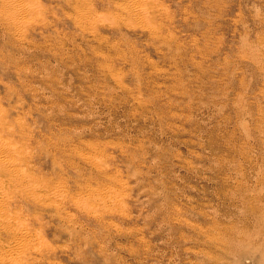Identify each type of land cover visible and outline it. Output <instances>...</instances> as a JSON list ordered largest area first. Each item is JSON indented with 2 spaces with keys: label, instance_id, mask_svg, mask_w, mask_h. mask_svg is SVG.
<instances>
[{
  "label": "rangeland",
  "instance_id": "1",
  "mask_svg": "<svg viewBox=\"0 0 264 264\" xmlns=\"http://www.w3.org/2000/svg\"><path fill=\"white\" fill-rule=\"evenodd\" d=\"M0 143V264H264V0H0Z\"/></svg>",
  "mask_w": 264,
  "mask_h": 264
},
{
  "label": "bare ground",
  "instance_id": "2",
  "mask_svg": "<svg viewBox=\"0 0 264 264\" xmlns=\"http://www.w3.org/2000/svg\"><path fill=\"white\" fill-rule=\"evenodd\" d=\"M5 148L6 147L0 143V150H2V153L0 154V169H6L9 167V165L13 168H17L16 164L18 163L13 160L15 153L7 151Z\"/></svg>",
  "mask_w": 264,
  "mask_h": 264
}]
</instances>
